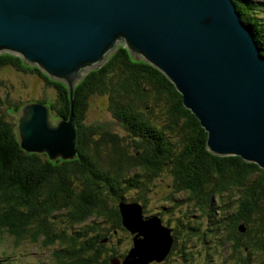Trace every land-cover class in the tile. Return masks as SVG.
Here are the masks:
<instances>
[{
	"label": "trees",
	"instance_id": "obj_1",
	"mask_svg": "<svg viewBox=\"0 0 264 264\" xmlns=\"http://www.w3.org/2000/svg\"><path fill=\"white\" fill-rule=\"evenodd\" d=\"M233 2L264 55V0ZM2 65L37 74L55 92L52 101L40 100L49 106V114L68 118L72 110L75 117L77 155L50 160L45 153H26L20 147L14 115L27 100L12 104L8 94L0 97V229L15 242L27 238L58 244L57 264H110L115 252L102 253L106 236L98 223L107 224L108 231L124 229L117 201L138 198H126L124 191L140 194L165 172L170 179L165 200L176 209L180 196L184 208L168 226L173 235L170 254L178 250L183 264H198L182 250L185 240L177 246L182 229L201 243L212 241L207 235L214 238L219 261L264 264V169L238 155L211 153L205 146L206 131L156 67L119 43L106 61L79 78L69 100L64 82L25 63L20 55L1 51ZM95 95L105 98L114 120L128 132L126 143L116 133L85 123L88 99ZM107 198L113 204L108 205ZM192 216L196 219L190 222ZM62 223L77 228L66 233ZM6 260L1 257L0 264ZM210 263L216 264L208 257L201 262Z\"/></svg>",
	"mask_w": 264,
	"mask_h": 264
},
{
	"label": "water",
	"instance_id": "obj_2",
	"mask_svg": "<svg viewBox=\"0 0 264 264\" xmlns=\"http://www.w3.org/2000/svg\"><path fill=\"white\" fill-rule=\"evenodd\" d=\"M119 43L173 83L206 131L211 153L264 169V55L233 0H0V50L18 52L64 82L69 100L79 78ZM15 119L26 153L77 155L72 110L52 125L48 105L33 100L21 104ZM117 208L131 246L110 264L163 260L171 229L158 215H143L137 201Z\"/></svg>",
	"mask_w": 264,
	"mask_h": 264
},
{
	"label": "rangeland",
	"instance_id": "obj_3",
	"mask_svg": "<svg viewBox=\"0 0 264 264\" xmlns=\"http://www.w3.org/2000/svg\"><path fill=\"white\" fill-rule=\"evenodd\" d=\"M0 83V97L5 98L6 94H8L9 100L12 104H17L26 100H44L45 102H50L55 96L54 89L51 86H46L37 74L15 70V68L9 65L0 66ZM49 116L52 122H54L56 119L55 114L52 113ZM15 118L16 115H14V119ZM85 118V123H92L102 127L110 133H116L123 138L125 143L127 142L126 138L129 136L128 132L118 121L114 120L111 112L106 108V100L103 96L95 95L88 99ZM169 181L170 179L168 178L167 174L162 172L158 176L154 177L151 182H148L146 189L142 190L140 194H138L135 189H128L127 191H124L123 194L129 199L138 197L137 201L142 206L143 215L156 214L160 219H162L161 222L163 225L171 226L174 223L176 216H182L181 211H183L184 208L180 207L183 205V203L180 202L182 200L180 196L177 197V204L175 206L177 207L176 209L173 208V205H171L172 203L170 201L165 200L166 196L170 194ZM106 202L108 205H111L113 204V199L111 200L107 198ZM119 202L120 201H117V204ZM167 206L170 208V210L165 212V207ZM168 212L169 214H165ZM195 219V217L191 218L190 222ZM167 220H169V222H167ZM87 222L89 223L90 219L87 220ZM98 224L103 229L102 232L106 236L105 240L102 242L104 243L102 247V253H110V251L114 250L115 254L111 257L118 258L119 261H122L123 256L131 246V235L128 232L129 230H126L121 224L124 229L117 227L108 231L106 229L108 227L107 224H104L101 221ZM63 225L67 226L65 229L66 233L77 228V226L74 225L72 227L71 224L68 225L67 223H62L59 226L61 227ZM198 228L200 229L199 231H204V226L202 224H199ZM185 233L182 229L181 231H178L177 246H180L182 241L185 240L184 248H182V250L186 251V254L188 253L192 255V261H196L198 264H201V262H203V260L208 257V261L215 262L216 264H234L231 261H219L221 260V258H219L220 255L216 252V248H214L215 239L211 236L207 235L206 238L212 241L201 243L198 241V237L194 235L190 236V234L186 235ZM207 233L210 234V232ZM170 234L173 237L172 230ZM59 248L60 246L56 243L44 245L39 241L36 243L30 242L27 238L21 239L20 241L17 240L15 242V239L11 235H9L5 230L0 229V259L6 254L10 257V260L6 261V264H55L56 258L54 256V251ZM125 249H127L125 254L121 256L120 253ZM170 251L171 250H169V252L166 254V256H168L167 258L165 256V259L156 261L153 264H183V253L179 252L178 250H172L170 254ZM90 252L91 250L87 251V253ZM250 264L257 263L256 261H250Z\"/></svg>",
	"mask_w": 264,
	"mask_h": 264
},
{
	"label": "bare ground",
	"instance_id": "obj_4",
	"mask_svg": "<svg viewBox=\"0 0 264 264\" xmlns=\"http://www.w3.org/2000/svg\"><path fill=\"white\" fill-rule=\"evenodd\" d=\"M117 47V46H116ZM1 51H6V52H9V53H14V54H18V55H20L18 52H15V51H12V50H7V49H1L0 50V52ZM21 56V55H20ZM22 58V57H21ZM22 60H23V58H22ZM24 61V60H23ZM25 62V61H24ZM28 64V63H27ZM31 65V64H30ZM47 75V74H46ZM50 77V76H49ZM50 78H52V77H50ZM52 79H54V78H52ZM57 80V79H56ZM33 101V100H32ZM28 102V101H27ZM38 102H41V101H38ZM25 103V102H24ZM42 103V102H41ZM46 104V103H45ZM49 107V106H48ZM50 115V114H49ZM59 118H62V119H66V118H64V117H59ZM58 119V118H57ZM57 119L55 120V122L54 123H52L51 122V124L52 125H56V123H57ZM51 121V120H50ZM16 124H17V122H16ZM134 234H136V233H133V235ZM4 257H7V259H9L10 260V257H9V255H5ZM165 259V258H164ZM9 260H6V261H9ZM151 264H153V262H151Z\"/></svg>",
	"mask_w": 264,
	"mask_h": 264
},
{
	"label": "flooded vegetation",
	"instance_id": "obj_5",
	"mask_svg": "<svg viewBox=\"0 0 264 264\" xmlns=\"http://www.w3.org/2000/svg\"><path fill=\"white\" fill-rule=\"evenodd\" d=\"M131 235V234H130ZM88 254H90V253H88ZM91 255V254H90ZM59 262H61V261H56V263L55 264H57V263H59Z\"/></svg>",
	"mask_w": 264,
	"mask_h": 264
}]
</instances>
